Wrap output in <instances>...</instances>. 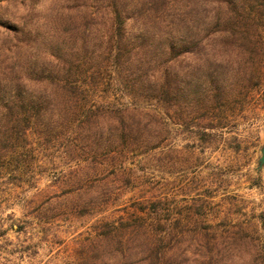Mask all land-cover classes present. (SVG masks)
<instances>
[{"label": "rangeland", "instance_id": "rangeland-1", "mask_svg": "<svg viewBox=\"0 0 264 264\" xmlns=\"http://www.w3.org/2000/svg\"><path fill=\"white\" fill-rule=\"evenodd\" d=\"M103 14L85 0H0L2 18L38 32L47 52L77 45L85 28L94 41ZM220 48L177 59L172 104L133 97L113 71L89 83L83 100L136 103L161 117L159 145L128 153L124 174L118 161L83 183L84 161L67 155L69 133L56 142L29 134L21 165L0 170V264H264V55L261 82L244 94L256 71ZM210 73L221 85L213 109L197 87ZM101 177L124 193L99 206Z\"/></svg>", "mask_w": 264, "mask_h": 264}, {"label": "trees", "instance_id": "trees-1", "mask_svg": "<svg viewBox=\"0 0 264 264\" xmlns=\"http://www.w3.org/2000/svg\"><path fill=\"white\" fill-rule=\"evenodd\" d=\"M87 1L104 11L94 41L85 28L77 45L55 46L51 52L40 50L38 32L0 15V170L13 173L21 165L18 150L29 134L56 142L69 133L67 155L84 161L83 183L118 161L124 174L128 153L156 148L162 120L155 108L83 100L102 71H113L133 97L172 104L179 91L177 59L220 44L216 51L234 52L242 59L239 67L256 71L242 93L261 82L264 0H190L176 11L165 9L166 0H85L86 6ZM157 4L163 9L158 11ZM211 74L197 87L211 93L206 105L213 109L221 85ZM98 182L99 206L112 193H124L108 189L103 177Z\"/></svg>", "mask_w": 264, "mask_h": 264}, {"label": "water", "instance_id": "water-1", "mask_svg": "<svg viewBox=\"0 0 264 264\" xmlns=\"http://www.w3.org/2000/svg\"><path fill=\"white\" fill-rule=\"evenodd\" d=\"M264 167V143L260 147V156L257 161V169Z\"/></svg>", "mask_w": 264, "mask_h": 264}]
</instances>
